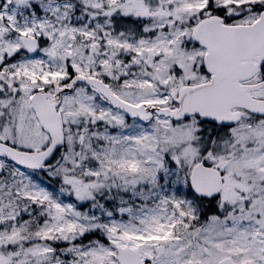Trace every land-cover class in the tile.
Returning <instances> with one entry per match:
<instances>
[{"label": "snow or ice", "instance_id": "obj_1", "mask_svg": "<svg viewBox=\"0 0 264 264\" xmlns=\"http://www.w3.org/2000/svg\"><path fill=\"white\" fill-rule=\"evenodd\" d=\"M0 264H264V0H0Z\"/></svg>", "mask_w": 264, "mask_h": 264}]
</instances>
